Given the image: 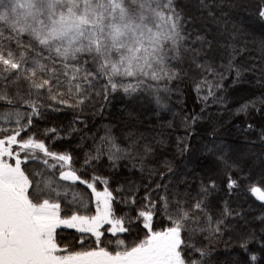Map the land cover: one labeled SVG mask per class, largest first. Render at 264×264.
<instances>
[{
  "label": "snow or ice",
  "instance_id": "snow-or-ice-1",
  "mask_svg": "<svg viewBox=\"0 0 264 264\" xmlns=\"http://www.w3.org/2000/svg\"><path fill=\"white\" fill-rule=\"evenodd\" d=\"M249 79L264 89V0H0V264H218L225 234L241 253L231 264H264V92L235 107L229 93ZM117 96L170 112L168 128L179 119L186 159L161 158L164 133L130 124L123 145L110 125L89 136L86 116L41 127L61 107L102 115ZM61 132L92 144L77 157L56 148Z\"/></svg>",
  "mask_w": 264,
  "mask_h": 264
},
{
  "label": "trees",
  "instance_id": "trees-1",
  "mask_svg": "<svg viewBox=\"0 0 264 264\" xmlns=\"http://www.w3.org/2000/svg\"><path fill=\"white\" fill-rule=\"evenodd\" d=\"M233 17L241 23L244 27L251 28H259V24L255 21L250 12L239 11L233 12ZM184 95L180 98L183 101L184 110L191 114L193 112H199L201 108V103L197 102V98L194 92L191 91L190 87H184ZM264 89H262L259 85H256L254 81L249 79L248 82H243L236 85L235 88L229 89V93L232 100V107H235L237 103H242L245 100L252 99L254 96H259ZM173 111H176L180 105L176 103V97L173 96L171 105ZM60 107V106H58ZM154 104L149 103L148 99L145 97L142 101H137L135 104L125 100L122 96H117L115 99L111 100L109 106L104 108L102 115H93V110L88 109L85 113H80L78 111H73L71 109L62 108L60 111L53 112L49 115L48 120L46 122H41V127H56V128H64L67 129L69 123L76 116H86L88 120V129L85 130L89 136L93 133L98 135H103L105 126L110 125L112 127L113 134L118 138V142L122 145L126 142V132L127 128L123 127L125 124H130L132 127L138 132H143L145 135L155 136L160 132H163L164 135L160 137L165 141L164 146H158V151L161 155V158H175L176 162L182 163L186 157H181L176 154V137L183 136L184 131L180 126L179 119L174 121V127L168 128L164 126V122L168 120H173V116L170 112H162L158 117L154 112ZM216 108L213 106L212 111L215 112ZM129 111L132 112V116L129 117ZM229 114L225 113L227 117ZM243 117L236 120L234 123L240 124L241 128L245 125L242 123ZM260 121L259 116H255L249 122L253 124H258ZM76 127L83 129L84 125L77 124ZM230 130L231 135L226 136L225 138L232 142L235 141L236 145H238L242 150L245 149L248 145L244 138V135L238 131L235 127L231 125L227 126ZM60 135L62 137H66L63 140L57 142V149H71L73 153L80 157L83 155V152L87 150L88 147L91 146L92 141L89 139L86 141L83 147H77L80 143L79 137L82 133H74L71 137H67L66 132H61ZM253 139L255 137H252ZM196 141H193V145L195 146ZM127 173L125 172V175ZM58 176V172L56 173ZM115 185H113L114 187ZM84 186L79 185L75 190L80 191L83 190ZM103 189V185L98 187V190ZM71 191H69V199H71ZM89 194H90V190ZM249 201L254 200L250 195L246 197ZM224 199H228L226 194V188L222 185L221 191L217 194V204L218 206L222 203ZM230 202H232V206L235 208L237 203L243 204L245 209L248 208V203H244L243 199H238L233 196L230 198ZM258 203V202H257ZM92 210L94 212L95 207L94 203L92 204ZM254 213L259 214V209L254 208ZM251 218V217H249ZM240 223H243L242 221ZM74 238V230L65 229L63 230L62 239L71 241ZM240 249L237 243V238L229 234H225L218 242L215 244V255L218 261V264H231V261L234 258H237L240 255Z\"/></svg>",
  "mask_w": 264,
  "mask_h": 264
},
{
  "label": "rangeland",
  "instance_id": "rangeland-1",
  "mask_svg": "<svg viewBox=\"0 0 264 264\" xmlns=\"http://www.w3.org/2000/svg\"><path fill=\"white\" fill-rule=\"evenodd\" d=\"M103 190V189H102ZM101 189H100V191H102ZM94 207H95V205H94Z\"/></svg>",
  "mask_w": 264,
  "mask_h": 264
}]
</instances>
